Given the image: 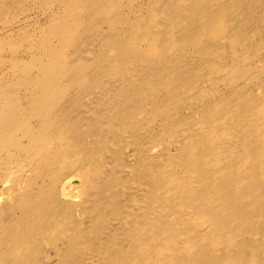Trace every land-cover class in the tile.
<instances>
[{"label":"bare ground","instance_id":"6f19581e","mask_svg":"<svg viewBox=\"0 0 264 264\" xmlns=\"http://www.w3.org/2000/svg\"><path fill=\"white\" fill-rule=\"evenodd\" d=\"M42 3L0 36V264H264V0Z\"/></svg>","mask_w":264,"mask_h":264},{"label":"rangeland","instance_id":"374dc122","mask_svg":"<svg viewBox=\"0 0 264 264\" xmlns=\"http://www.w3.org/2000/svg\"><path fill=\"white\" fill-rule=\"evenodd\" d=\"M28 1H30V2H28ZM34 1H36V2H38V3H36V2H34ZM34 2V3H33ZM25 3H27V5L25 4ZM24 3V7H25V10H21V9H24V7H23V5L19 8V9H14L11 13V15H13V16H11L12 18L10 19V16H9V23L8 22H6L5 23V21L4 22H2V23H0V36H3L4 34H6L8 31H12V30H19V29H22V28H28V29H33L34 28V25H36V23H40V24H44L45 22H47V20L49 19V17H50V15L52 14V11H49L48 12V10L47 9H45L46 8V6H44V4L42 5H40V6H38L40 3H41V0L40 1H38V0H33V1H31V0H27L26 2ZM29 3V4H28ZM31 3V4H30ZM38 4V5H37ZM29 5V6H28ZM32 5V6H31ZM34 5V6H33ZM38 6V7H37ZM26 7H27V11H26ZM29 7L33 10H31V9H29ZM36 7V8H35ZM44 7V8H43ZM40 8V9H39ZM19 10V11H18ZM22 11H24V12H22ZM54 11H57L56 10V7L54 8ZM17 12V13H16ZM25 12H26V14H25ZM13 13H16V15H15V17H14V14ZM25 14V16H24V14ZM44 13H45V15H44ZM23 15V16H22ZM48 15H49V17H48ZM17 16H18V18H17ZM24 17V18H23ZM40 17V18H39ZM43 17V18H42ZM261 16L258 14V15H256V17H254L253 19H252V24H251V26L252 27H254L255 26V28H260V29H264V21L260 18ZM258 18V19H257ZM31 19H33V20H31ZM39 21H38V20ZM44 19V20H43ZM12 20V21H11ZM28 20V21H27ZM257 20V21H256ZM11 21V22H10ZM30 21V22H29ZM32 21H34V23L32 22ZM13 23V24H12ZM20 23V24H19ZM258 23V24H257ZM261 23H262V25H261ZM24 25V26H22V25ZM27 24V25H26ZM21 27H20V26ZM6 26V27H5ZM14 26V27H13ZM16 26V27H15ZM13 28V29H12ZM5 31V32H4ZM4 32V33H3ZM3 33V34H2ZM1 58V57H0ZM50 251V250H49Z\"/></svg>","mask_w":264,"mask_h":264}]
</instances>
